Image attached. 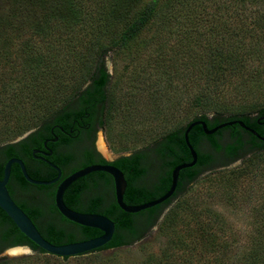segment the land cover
I'll list each match as a JSON object with an SVG mask.
<instances>
[{"label": "rangeland", "instance_id": "1", "mask_svg": "<svg viewBox=\"0 0 264 264\" xmlns=\"http://www.w3.org/2000/svg\"><path fill=\"white\" fill-rule=\"evenodd\" d=\"M112 3L113 0L86 1L78 7L79 17L71 19L68 27H53L46 35H39L32 34L31 28L41 25L46 11L52 7V0H0V113L6 114L9 110L10 90L27 82L39 90V98L56 99L62 91L59 86L62 79L75 75L80 69L77 60L81 63L86 56L87 51L80 48L90 40L86 38L87 33L81 38L83 27H90L88 23L94 22L99 12ZM247 11L256 12L254 8ZM253 15L247 18L245 26L262 34L257 41V52L249 55L243 86L232 87L235 81L232 78L226 79L223 85L220 83V97L215 101L223 112L255 115L256 110L264 106V33L261 32L264 15ZM159 19H153L130 47L103 56L110 74L113 104L106 126L98 130L96 142L101 139L105 147L102 154L108 159L148 146L200 111L195 102L204 81L198 72L201 67L199 44L218 39L220 32L210 33V23L189 27L180 22L164 24ZM217 25L219 23L214 27L218 28ZM188 28L191 31L185 36ZM245 38L244 41L252 44L248 34ZM26 46H33L32 56L26 54ZM75 47L80 53L73 52ZM32 67L36 70L32 71ZM22 74L26 77L22 78ZM29 98H22V107H18L16 114L24 117L31 112L30 103H26ZM213 113L207 112L209 116ZM30 129L7 137L0 116V144L16 140ZM240 156L224 164L217 156L214 164L163 208L159 221L145 237L131 245L104 250L102 254L114 253L123 264H141L150 253L156 255L164 250L169 238H177L176 241L181 240L179 245L168 251L179 256L185 252L188 264L216 261L217 264H260L259 257H253L248 251L256 227L264 218V150L247 151ZM156 173L154 161L147 178H153ZM169 211H172L170 220L160 228L159 222ZM224 239L229 241L230 247L215 258L214 251ZM186 244H196V247L190 253L184 251ZM31 254L32 251L0 255V258ZM43 260L35 256L30 263L40 264ZM69 264L75 262L71 260Z\"/></svg>", "mask_w": 264, "mask_h": 264}, {"label": "trees", "instance_id": "2", "mask_svg": "<svg viewBox=\"0 0 264 264\" xmlns=\"http://www.w3.org/2000/svg\"><path fill=\"white\" fill-rule=\"evenodd\" d=\"M86 1L90 0H52V7L48 12L46 11L41 25H34L30 32L46 35L53 27L54 29H60L61 26L68 27L67 24L71 22V19H75L79 15L80 4ZM250 8H254L256 12L247 11ZM104 9L94 18V22L88 23L90 27H83L81 38L87 33L86 38L90 40L80 48L87 51L84 54L86 56L80 60L81 63L77 60L80 69L75 75L72 74L71 78L62 79L59 84L62 91L59 96H55L56 99L39 98L38 95H41L39 90L34 89V86L28 82L19 85L16 89L10 88L7 101L9 110L6 114L0 113L2 128L7 137L19 135L26 129L40 127L53 119L66 129L71 120H76L81 125L86 117L90 119L97 115L100 126L105 127L113 104V93L109 88L110 74L103 56L108 52H117L130 47L143 29L156 17L160 18V22L164 24L180 22L183 25H189V27L191 24L193 26L210 23L211 29L208 31L210 33L220 32V37L213 39L212 42L199 44L198 58L201 61V67L198 72L204 80L198 90L199 96L195 99L196 106L200 110L199 113L192 116L184 125L161 134L148 146L138 148L130 155L121 156L112 162L123 172L127 182L123 202L140 204L155 199L166 192L170 186L173 167L191 160L189 150L184 142L183 132L193 120L202 119L206 122L207 127L211 128L224 121L239 119L245 125L251 126L258 134L264 135V127L260 128L257 124V119L261 116L263 117L261 121L264 122V106L259 107L255 115H250L239 111L223 112L219 103L215 101L221 89L220 83L223 85L226 79H235L231 84L232 87L244 85L245 71L248 73L249 55L257 52V41H260L262 35L260 32L253 31L251 27H246L245 23L249 17H254V13L264 15V0H113L111 6ZM232 21L236 24H233ZM215 22L219 23L218 28L214 27ZM230 22L232 24H229ZM190 31V28L186 29L185 36ZM261 32L264 33V28ZM199 33L201 32L199 31ZM247 34L249 38H252V44L244 41ZM187 37L189 38L190 35ZM184 45L186 48L189 47L188 43ZM25 49L26 54L30 56L35 53L33 46L31 48L26 46ZM79 51L76 47L73 50V52ZM31 69L32 71L36 70L34 67ZM72 72L74 73V71ZM25 75L22 74V78H25ZM86 82L87 84L84 85ZM28 96L31 99L29 98V102L26 100V103H30L32 110L27 116H19L16 114L17 109L22 107L24 100L22 98H28ZM208 111L214 113L209 116ZM240 127L239 124H236V129L232 132L233 139L225 147L226 152L235 156L237 149H244V146H247V151L264 150L263 142L257 141L254 136L247 140ZM37 132L17 142L0 144V178H2L5 162L11 157H19V148L25 147L28 139ZM217 135L218 132L206 135L200 125L193 126L188 132V139L197 152V161L193 166L181 169L178 174V181L180 179H186V181L164 202L136 213H128L120 209L107 190L100 196L93 194L84 206L78 208L75 201L86 184V175L89 174L73 181L63 193V202L66 206L80 212L102 214L114 222L111 239L101 247L89 252L75 256H57L47 253L22 234L5 212L0 209V251L7 246L27 245L33 252L31 255L0 258V264H32L30 260L35 256L44 258L40 264H69L71 260L75 264H123L114 253L103 255L102 252L107 249L131 245L147 235L148 231L159 221L163 208L174 197L182 193L186 186L198 177L202 168L213 160L212 155L201 150L199 142L206 137L211 141L213 148L218 151L221 145L217 143ZM154 161L157 163V173L153 178L148 179L147 175ZM97 173L104 174L103 172H92L91 174ZM32 176L41 178L35 173H32ZM11 181L20 183L24 191L35 190L24 180L20 167L16 163L11 164L9 180L6 184L10 195L12 194L9 187ZM48 201L45 199L41 205L34 203V206L28 208L15 201L47 241L53 244H63L93 239L101 234V231L96 228L81 226L67 220L57 211L54 204L50 208ZM171 216L172 211L165 214L159 222L160 228L167 225ZM255 234L251 238L252 244L248 253L253 257L258 256L260 264H264V218L261 224L256 227ZM175 239L177 238H169L164 250L156 255L150 253L141 264H188L189 258L185 257V252L179 256L180 254L176 252L168 251L181 242L180 239L179 241ZM195 247L196 244H186L184 251L189 250L190 252ZM229 247V241L224 239L214 251L215 258L220 254H225ZM214 264H217V261Z\"/></svg>", "mask_w": 264, "mask_h": 264}, {"label": "flooded vegetation", "instance_id": "3", "mask_svg": "<svg viewBox=\"0 0 264 264\" xmlns=\"http://www.w3.org/2000/svg\"><path fill=\"white\" fill-rule=\"evenodd\" d=\"M262 116L257 119V124L260 128L264 127V122L261 121ZM236 124L222 127L215 131L217 135V143L221 145V148L216 151L211 141L208 138H202L200 140L199 146L203 145L201 150L213 156V160L206 167L202 168V171L209 168L216 161V157L220 156L222 158V163H231L240 158L241 154L247 152V146L244 149H237V154L231 155L225 151L227 143H230L233 139L232 132L236 129ZM250 129L254 130L251 126L246 125ZM68 128V129H67ZM66 129L62 127L55 119L45 122L40 127L32 128L27 136L38 131L35 135L31 136L25 147L19 148L20 158L25 166L26 172L31 179L34 180H52L58 173V178L48 184H34L28 182L24 177V180L33 186L35 190L32 192L24 191L21 188V184L17 181H11L9 187L11 190V197L17 203L23 204L25 207H32L35 204H40L45 199H48L49 206L52 208L54 201V194L58 184L66 176L70 175L74 171L91 164H105L109 163L114 165L112 162L117 160L121 156H128V154H121L115 156L111 159L105 157L102 154V150L99 148L96 137L99 129L102 127L99 124L98 116L94 115L92 118L86 120L80 125L76 120H71L69 127ZM222 130V132L219 130ZM242 132L244 131L247 140H250L252 136L256 137L257 141L264 143V135H260L256 130L255 134L251 130L240 127ZM213 134V133H212ZM22 140V139H21ZM20 141V140H19ZM104 145V144H103ZM249 146V145H248ZM59 170V171H58ZM201 171V172H202ZM102 172V171H95ZM32 173L39 175L41 178H35ZM92 173V172H91ZM87 176L86 184L82 188L80 196L77 198L76 206L81 208L89 200V198L94 195H102L105 190L111 194V198L114 199V184L112 177L106 173L104 174H91ZM200 175V173H199ZM198 175V176H199ZM23 176V175H22ZM186 179H180L175 187L173 194L179 189ZM189 183V182H188ZM35 191V193H34ZM126 193L124 191L123 197ZM172 194V195H173Z\"/></svg>", "mask_w": 264, "mask_h": 264}, {"label": "water", "instance_id": "4", "mask_svg": "<svg viewBox=\"0 0 264 264\" xmlns=\"http://www.w3.org/2000/svg\"><path fill=\"white\" fill-rule=\"evenodd\" d=\"M233 123L239 124L241 127L247 128L251 130L255 134V131L247 127L241 120H230V121H224L219 124L214 125L211 128H208L206 125V122L202 119H196L191 121L185 128L183 132V138L186 147L189 150V155L191 156L190 161H185L182 163H179L173 167L171 170V180H170V186L166 190L165 193L162 195L156 197L155 199H152L150 201L142 202L140 204H127L123 202V194L127 186L126 179L124 177L123 172L116 167L115 165L105 163V164H91L87 165L85 167H82L70 175L66 176L62 181L58 184L55 194H54V203L57 211L67 220L74 222L76 224H79L81 226L96 228L101 231V234L84 240H78L74 242L69 243H63V244H53L49 241H47L38 231L35 224L32 222V220L29 218V216L24 212V210L15 202L14 199L11 197L8 189H7V182L9 180L10 175V167L11 164L16 163L21 170V173L23 177L30 183L34 184H48L50 182L55 181L58 175L48 181L44 180H34L31 179L25 169L23 161L18 157H11L9 158L3 167V174L2 178H0V209L5 212V214L12 220V222L15 224V226L19 229V231L24 234L30 241L35 243L37 246L40 247V249H43L47 253H51L57 256H75L79 254H83L85 252H89L93 249L99 248L105 243H107L114 232V222L106 217L105 215L98 214V213H89V212H80L76 211L74 209H71L66 206V204L63 202V193L65 189L77 178L82 177L88 173L95 172V171H102L108 173L112 179L114 184V195H115V202L118 205L120 209H122L125 212L128 213H136L143 209L155 206L157 204H160L161 202H164L167 200L174 192L178 174L179 171L183 168H188L193 166L197 161V152L191 145L188 139V132L189 130L195 126L200 125L202 128V131L206 135H210L217 131L218 129L231 125ZM31 130L24 133L22 136L17 138L16 140L12 142H17L21 139H23L27 134H29ZM59 171V170H58ZM14 248H19L22 250V254L29 253L32 250L27 245H12L7 246L3 248L2 251H0V255H15L12 254L11 251Z\"/></svg>", "mask_w": 264, "mask_h": 264}, {"label": "bare ground", "instance_id": "5", "mask_svg": "<svg viewBox=\"0 0 264 264\" xmlns=\"http://www.w3.org/2000/svg\"><path fill=\"white\" fill-rule=\"evenodd\" d=\"M97 144H98V146H99V148H100L101 150L105 151V147H104L103 142L101 141V139H99V141H98ZM21 252H22V250L19 249V248H14V249L11 251L12 254H19V253H21Z\"/></svg>", "mask_w": 264, "mask_h": 264}]
</instances>
